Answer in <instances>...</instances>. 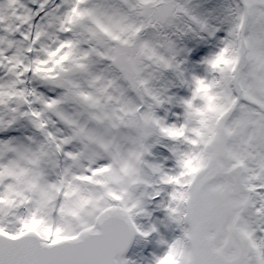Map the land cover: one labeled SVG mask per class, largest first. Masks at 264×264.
<instances>
[{"label":"snow or ice","instance_id":"obj_1","mask_svg":"<svg viewBox=\"0 0 264 264\" xmlns=\"http://www.w3.org/2000/svg\"><path fill=\"white\" fill-rule=\"evenodd\" d=\"M33 3L0 0V126L39 133L0 141V264H131L134 240L151 264H264V0L210 49L180 46L220 31L182 0Z\"/></svg>","mask_w":264,"mask_h":264},{"label":"rangeland","instance_id":"obj_2","mask_svg":"<svg viewBox=\"0 0 264 264\" xmlns=\"http://www.w3.org/2000/svg\"><path fill=\"white\" fill-rule=\"evenodd\" d=\"M62 0H51V3L48 5V8H46L44 11L40 13L39 17H36V20H41L42 17H45V12L53 9L56 4L61 3ZM101 2H107V0H101ZM182 2L187 3V6L192 9V11L201 16L202 18H205L209 21L211 25L219 26L220 31L217 32L214 36H208L207 33H200L199 30L195 32L194 34L188 33L187 35L183 36L180 43L184 44L186 47H193V45H196L198 47L203 48H212L213 44L211 41H215L216 44L220 43V39L226 35V29L230 23L231 20V13L233 11V8L235 4L237 3V0H182ZM27 3L33 7L38 8V3H33V0H27ZM181 26L183 27V21H178ZM70 35V34H65ZM201 35L207 37V41L204 43H194L193 37H201ZM195 50V49H194ZM202 64V63H197ZM196 66V65H195ZM204 66V64H202ZM192 68H194V65H192ZM168 78L166 77L164 80H161L159 83L161 85H165L168 83ZM33 86H36L39 91L45 93L46 95L50 97H57L63 94L64 89L57 88L53 85H47L44 83H41L40 81H33ZM176 87L172 88L174 90ZM173 106L182 107L179 103V99H177L172 105L166 106V108H162L160 110V115L164 116L167 115L172 119V114L170 113L172 111ZM67 110L69 111H76L79 106L74 104H69L65 106ZM178 109V108H176ZM32 136L39 139V133L38 131L32 126L31 122L27 119H18L12 126H0V141H8L12 140L15 144H25L27 143V137ZM167 151V150H166ZM156 159L162 160L163 155L157 153L155 156ZM159 215L160 220L163 221V214L162 213H154L153 217L142 218V222L148 224L153 222L155 220L156 216ZM163 230V229H162ZM160 246L157 243L156 240H135L134 244L130 250V252L127 254V258L131 261V264H151L154 253L158 254Z\"/></svg>","mask_w":264,"mask_h":264},{"label":"bare ground","instance_id":"obj_3","mask_svg":"<svg viewBox=\"0 0 264 264\" xmlns=\"http://www.w3.org/2000/svg\"><path fill=\"white\" fill-rule=\"evenodd\" d=\"M192 34H194V33H192ZM193 40H194V43L195 44L196 43H199L200 40H201V37H199V36L193 37ZM180 46L181 47H186L184 44H181V43H180ZM201 59H202V57H201ZM195 65H194V68H192V64H189L187 66L189 73H191V72H197V73L203 74L204 72H206V66L205 65L204 66H202V64H199V65L198 64H195ZM173 79H176V78L174 76L169 77L168 78V83L171 80H173ZM177 85H178V81H177ZM172 91L176 94L177 99H179V97H181V96L189 93V89L187 88V86H178V88H175ZM176 108H178V109H176ZM182 111H183L182 107L173 106L172 107V111L170 113L172 114V113L182 112ZM172 116H173L172 119H175V116L174 115H172ZM168 154L170 155V153H168ZM163 219H164V217H163Z\"/></svg>","mask_w":264,"mask_h":264},{"label":"water","instance_id":"obj_4","mask_svg":"<svg viewBox=\"0 0 264 264\" xmlns=\"http://www.w3.org/2000/svg\"><path fill=\"white\" fill-rule=\"evenodd\" d=\"M134 241H135V240H134ZM134 241H133L132 245L130 246V248L128 249V251L125 253L126 256H127V254L130 252V250H131V248H132V246H133V244H134Z\"/></svg>","mask_w":264,"mask_h":264}]
</instances>
